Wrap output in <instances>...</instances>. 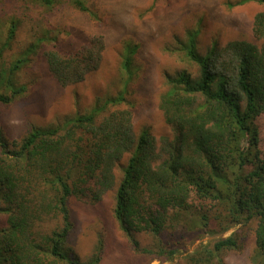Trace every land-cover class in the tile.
Here are the masks:
<instances>
[{
	"label": "trees",
	"instance_id": "obj_1",
	"mask_svg": "<svg viewBox=\"0 0 264 264\" xmlns=\"http://www.w3.org/2000/svg\"><path fill=\"white\" fill-rule=\"evenodd\" d=\"M36 1L45 8L56 3ZM256 1L264 5V0ZM73 6L88 11L77 0ZM199 31L188 33L179 47L198 76L184 71L168 77V90L160 97L159 109L174 137L163 141L166 159L159 165L154 139L147 130L134 137L128 110L114 111L95 125L107 104L125 101L123 93L56 127L34 128L11 146L0 138V216L7 217L0 225V264H98V255L82 263L67 246L72 231L67 201L74 196L98 202L111 184L105 172L125 153L130 156L113 215L130 242L141 232L157 236L170 210H179L171 217L175 223L186 220L191 206L185 202L194 192L215 203L221 232L256 222L255 260L264 264V151L257 148L254 126L264 115V13L253 19L255 43L235 40L220 47L214 42L201 54ZM14 34L11 25L1 51ZM102 48L93 40L81 56L47 53L49 69L62 85L80 82L98 68ZM35 49L31 46L0 71V86L11 90L9 96L0 94V103L24 92L23 86L11 87V77ZM135 51L131 45L124 48L122 68L128 76ZM55 219L58 226L46 231L43 224ZM197 220L203 226L209 221L205 214ZM236 248L234 236L220 238L189 256L190 264L220 263L223 251Z\"/></svg>",
	"mask_w": 264,
	"mask_h": 264
},
{
	"label": "rangeland",
	"instance_id": "obj_2",
	"mask_svg": "<svg viewBox=\"0 0 264 264\" xmlns=\"http://www.w3.org/2000/svg\"><path fill=\"white\" fill-rule=\"evenodd\" d=\"M55 1L52 8H45L36 0H0V71L8 69L31 46L36 48L11 77V87L23 86L24 92L9 103H0V138L11 146L34 128L56 127L123 93L125 101L107 104L95 125L114 111L128 110L134 137L147 130L154 139L155 166L166 159L163 141L174 137L159 109L160 97L168 90L167 78L184 71L198 76L197 67L179 50L180 44L197 28L201 54L214 42L220 47L235 40L255 43L253 19L264 13V5L256 0L242 4L241 0H77L87 12L75 8L74 0ZM11 25L15 34L1 51ZM93 40L103 43L98 68L80 82L62 85L49 69L47 53L63 58L81 56L79 53ZM128 45L136 47L130 76L122 68ZM0 87L1 95H11L10 87ZM254 126L257 148L264 151V115ZM129 156L123 154L105 172L106 182L108 178L111 184L98 202L74 196L67 201L72 223L67 246L80 262L87 263L98 255V264H190L189 256L197 250L232 235L237 248L223 251L221 262L214 264H256V222L221 232L215 203L194 192L185 202L191 206L184 214L186 220L175 223L171 217L179 210H170L157 236L141 232L135 235V242H130L113 215L115 192ZM203 214L209 219L205 226L197 220ZM6 219L0 216L1 226ZM57 222L55 219L43 225L52 232ZM161 249L174 254L160 255Z\"/></svg>",
	"mask_w": 264,
	"mask_h": 264
}]
</instances>
